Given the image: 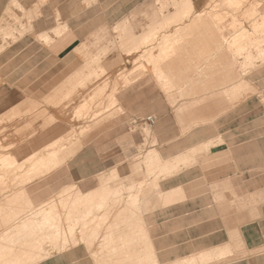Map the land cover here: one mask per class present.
<instances>
[{"label":"crops","instance_id":"obj_1","mask_svg":"<svg viewBox=\"0 0 264 264\" xmlns=\"http://www.w3.org/2000/svg\"><path fill=\"white\" fill-rule=\"evenodd\" d=\"M186 1L193 9L184 7ZM207 3L0 0V164L7 167L0 176L25 181L0 197V239L12 234L32 208L54 207L60 229L70 221L72 242L63 246L59 232V246L43 245V257L35 264H264V60L255 61L264 59V38L256 44L248 35L246 51L239 41L224 51L223 29L229 25L217 19L216 62L207 71V24L191 23L193 14L223 11ZM255 8L244 10L250 16L253 9L255 15L242 26L231 10V34L240 28L252 34L257 28L264 31V6ZM174 32L182 36L168 43ZM133 38L139 44L127 50L128 57L120 47ZM152 38L153 46L173 52L150 56L190 64L176 63L181 73L173 74L176 82L168 94L148 67L142 75L144 68L133 62L132 55ZM80 47L88 59L97 57L106 76L104 96L114 98L121 110L109 122L110 146L126 121L152 119L145 121L152 143L142 164L149 174L165 173L149 199L138 185L142 164L136 162L134 173L128 171L126 152L101 150L95 137L81 147L79 139V146L53 170L24 179L35 154L65 140L69 132L77 133L83 80L92 97L86 110L95 111L100 85L88 76L87 66L82 72ZM195 59L204 60L198 71L191 64ZM243 59H251L247 72L240 68ZM117 70H124V77L112 76ZM155 77L160 84L162 77ZM210 94L217 95L213 102L195 103ZM64 191L62 199H53ZM64 204L69 211L62 210ZM12 252L4 253L0 264H14L9 263L13 257L22 260L29 253ZM29 262L28 257L18 264H33Z\"/></svg>","mask_w":264,"mask_h":264},{"label":"rangeland","instance_id":"obj_2","mask_svg":"<svg viewBox=\"0 0 264 264\" xmlns=\"http://www.w3.org/2000/svg\"><path fill=\"white\" fill-rule=\"evenodd\" d=\"M216 4H218V8L222 7L223 11L217 13L215 12V10L213 11H209L206 15H199V14H193L191 16V23L192 24H199L201 22H206L207 24V44H208V48L206 49V64H207V71H210L211 68L213 67L214 63L216 62V59H214V55L215 53L218 51V49H216L215 47V42H214V38L216 36V31H218V29L215 27V24L218 20L223 21V26L225 24H228L229 27H227L223 30V40L222 43L224 45V51L225 49L229 51V48L232 44V41L234 43H236V41H239L240 46L244 48H242V50L246 51L247 50V41H248V35L251 38V41L253 39V37L256 38V44H262V39L264 38V31L258 30L259 28H257L254 33H247L246 29L244 28H240V30L238 31V33H230V27L233 23V18L231 15V10L235 9L233 11L237 12V16L239 19V25L242 26V22L247 21L248 18L251 16H254L255 14H253V9L257 6H264V0H208V3L206 5V7L208 8H214L216 6ZM251 5H255L251 6ZM185 8H190L193 6L191 4V2L186 1ZM252 8V10H249L250 16H247V12L244 11L247 8ZM256 9V8H255ZM191 12L193 13V11L191 10ZM258 13V12H255ZM186 17V16H185ZM189 19V18H188ZM188 19H185L183 21H187ZM182 21V22H183ZM180 22V21H178ZM176 22V23H178ZM180 22V23H182ZM175 23V22H174ZM182 33H178V32H174L173 35L167 37V42L168 43H174L175 42V37L182 36ZM195 37L198 39V33H194ZM238 35V36H237ZM178 36V37H179ZM154 38V36H153ZM150 39L148 40L149 42L146 43L145 46H148L147 44H150L148 47H141L138 48L137 53L133 54V62H139L140 66H142L143 74L147 73V67H148V72L149 74L155 79L156 83L158 85H160V87L163 89V91L165 92V94H168V90L172 88V86L174 85L175 81V77L173 76V74L175 73H181V71L179 70V67L176 63H185V64H189V61L185 60V59H155V57L153 56V54L150 56V54L152 52H157V51H163V52H169V54H172L173 52V48H160V46H158L159 48H156V46H153L151 44V41L153 40ZM196 39V40H197ZM135 38H133L129 44H122L123 46L120 47V49L122 50L123 53H125L128 57H131L130 55L127 54V50L132 49V45H136L139 44L137 42L134 41ZM144 41V40H143ZM162 41V40H161ZM160 41V42H161ZM164 41H162L163 43ZM141 43V42H140ZM160 44V43H159ZM158 44V45H159ZM226 46V47H225ZM198 48L194 49V52L196 55H198ZM79 52V56L81 58H83V68H82V72L83 69H85V67L87 66V71L89 73V77H94V82L95 85L99 84V94L95 95V103H94V108L95 111H87L86 108L87 106V101L89 100V104H92V97L91 96H87L86 95V84L88 82V80H83V84L80 85V88H83V92L84 95L81 96L79 98V112H78V119L75 120L79 121V124L77 126V128L75 129L76 132H72V134H70L71 132L68 133V137H66V139L64 141H62V143L59 144V154L62 155V158H65L66 156L70 155L78 146H79V139H81V144L80 147L83 145L82 142H84L88 137L89 139H93L95 140V143L97 144L98 148H100L101 150H106V151H117V150H122L123 152H126L127 154V159H126V163L128 165V171H132L134 173V169H135V165L134 163L139 162V164H142L143 158L145 156V153L149 150L151 143L150 142V138L152 136V131L150 129L149 124H147L145 121L150 122L149 120L146 119H132V120H128L126 121L122 128H120L121 130V137H118L117 135L114 137L116 139V143L112 146H110L109 144V139H110V129H112L113 125L110 126L109 122L112 118L118 116L121 114V110L116 107V102L114 100V98L112 97H108V96H104L103 93V88L104 85L106 83L105 80V74H104V69L103 67L97 63V57L95 58H90L88 59L87 57V52L84 48H79L78 49ZM182 52V51H181ZM152 57L154 59H152ZM96 60V62H92L93 60ZM225 60V59H224ZM251 61V59H243L242 63H240V68L242 67V69L245 70V72H247L248 70H246V68L248 67L247 65H245L247 62ZM258 60H264V59H255V61ZM191 64H195L196 67V71L200 70V67L204 66V60L201 59V61H199V59H195L194 61L192 60ZM199 64V67H198ZM257 65V63H256ZM255 65V66H256ZM129 67V65H128ZM135 71V70H134ZM244 72V73H245ZM153 73H156L155 75H159V77H162V79L159 80L160 84L158 83L155 75ZM112 76H114L115 78H120L121 76L124 77V70L120 71L117 70L114 72V74H112ZM89 82H92V80L89 79ZM116 82L118 83V80H116ZM127 84H129V82H124V86H126ZM245 83L243 84V82H241L239 84V92L242 93L243 92V88ZM182 86V85H179ZM108 89V88H107ZM209 94V93H208ZM212 98H211V97ZM217 95L214 94H210L207 98H202L201 100H199V97H197L196 100V104H201L203 101H208L209 102H213L214 99L216 98ZM246 96L244 95L243 98H245ZM243 98H241L240 96V100H242ZM194 100V101H195ZM89 107H92L89 105ZM116 129V128H115ZM66 130V129H64ZM69 131V130H68ZM77 136V138H75V140L72 141L73 136ZM142 143V144H139ZM12 165V164H11ZM9 167V166H8ZM7 168L5 165L0 164V170L1 169H5ZM140 169V168H139ZM5 171V170H4ZM165 172L160 171L159 170V174L157 173H151L149 174L148 171L146 170V168L144 167V165L142 164V182H140L138 185H140L144 191V195L147 199H149L150 194L152 192V188L156 187V183L159 179L164 177ZM25 180L29 179L28 176L24 178ZM25 181L22 180L21 177H16L13 175H3L0 176V197H4V195L7 193V188H12L14 184H23ZM129 183V182H128ZM132 183V182H131ZM132 185H134V182L132 183ZM7 186V187H6ZM65 194V191L62 193H58V194H54L53 195V199H55V197H57L58 199H62V196ZM52 195V194H51ZM69 198V196H68ZM65 204L62 205V210H67L69 211L70 209H66L65 208ZM13 208V207H12ZM53 210L54 207H49ZM46 208H42V210H44ZM35 209H31L28 213L31 214L34 212ZM117 209L113 208L112 212L116 211ZM56 211V210H55ZM111 212V213H112ZM117 213V212H116ZM59 214V213H58ZM103 225V226H102ZM106 228V226L104 224H101V228ZM84 229V228H83ZM82 235V234H80ZM72 238V237H71ZM83 239V238H82ZM80 239V240H82ZM112 241L114 242V239H112ZM68 242H72V239L68 240L66 244H68ZM49 245L50 248H52V250H55L58 246H59V241L57 242L56 246L54 247L51 243V241L47 238L44 237L43 238V245ZM62 244V243H61ZM42 249V248H41ZM49 249V248H47ZM43 256H41L40 258H42ZM39 258V259H40ZM3 263V262H2ZM1 263V264H2Z\"/></svg>","mask_w":264,"mask_h":264},{"label":"bare ground","instance_id":"obj_3","mask_svg":"<svg viewBox=\"0 0 264 264\" xmlns=\"http://www.w3.org/2000/svg\"><path fill=\"white\" fill-rule=\"evenodd\" d=\"M62 141L64 140H59L48 144L42 149V151L35 154L31 158V160L28 159L31 163V170L29 171L30 175L28 176L29 179H34L36 177L44 175L56 168L61 163L62 155L59 154L60 149L58 146L60 143H62ZM128 199L135 200V195H129ZM58 215V212L51 208H46L44 210H42V208H36L33 213L28 214L23 219H21L20 224L14 225L12 234L0 239V262L4 260V253L5 256L7 255L6 253L11 254L12 251L19 252L22 249H26V251L29 252H25L28 253L27 257L19 260L17 258L18 256H16V258L13 257V259L9 263L18 264L20 262H25L26 260H28V257L33 264L37 263V259L41 257L40 252L42 251L41 248L43 244V238L47 237L55 247L57 242L59 241V238H57L59 237L58 233L61 231L63 234L62 240L60 242L63 246H65L67 241L72 237L71 225L69 224V221L68 223L63 225V229H60ZM86 226L87 225H83V228L85 229ZM82 238V235H80V239ZM109 242V246L111 247L113 244L112 238ZM8 261L9 259L7 260V262Z\"/></svg>","mask_w":264,"mask_h":264},{"label":"built area","instance_id":"obj_4","mask_svg":"<svg viewBox=\"0 0 264 264\" xmlns=\"http://www.w3.org/2000/svg\"><path fill=\"white\" fill-rule=\"evenodd\" d=\"M148 120H149V121H152V119H151V118H148Z\"/></svg>","mask_w":264,"mask_h":264}]
</instances>
